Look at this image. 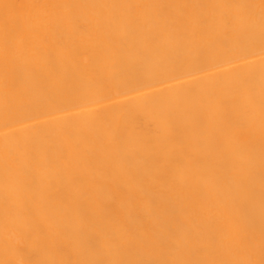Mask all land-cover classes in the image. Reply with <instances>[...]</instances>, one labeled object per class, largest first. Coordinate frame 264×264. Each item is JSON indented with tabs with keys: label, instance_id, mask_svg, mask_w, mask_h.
<instances>
[{
	"label": "bare ground",
	"instance_id": "6f19581e",
	"mask_svg": "<svg viewBox=\"0 0 264 264\" xmlns=\"http://www.w3.org/2000/svg\"><path fill=\"white\" fill-rule=\"evenodd\" d=\"M0 264H264V0H0Z\"/></svg>",
	"mask_w": 264,
	"mask_h": 264
}]
</instances>
